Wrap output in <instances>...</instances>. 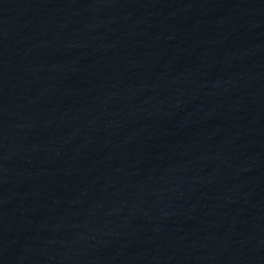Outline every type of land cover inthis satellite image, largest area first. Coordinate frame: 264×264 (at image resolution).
<instances>
[{"label":"water","instance_id":"95a60500","mask_svg":"<svg viewBox=\"0 0 264 264\" xmlns=\"http://www.w3.org/2000/svg\"><path fill=\"white\" fill-rule=\"evenodd\" d=\"M0 264H264V0H0Z\"/></svg>","mask_w":264,"mask_h":264}]
</instances>
